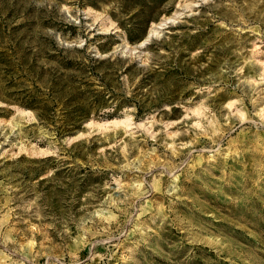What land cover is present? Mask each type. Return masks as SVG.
I'll return each instance as SVG.
<instances>
[{
  "label": "rangeland",
  "instance_id": "rangeland-1",
  "mask_svg": "<svg viewBox=\"0 0 264 264\" xmlns=\"http://www.w3.org/2000/svg\"><path fill=\"white\" fill-rule=\"evenodd\" d=\"M0 264H264V0H0Z\"/></svg>",
  "mask_w": 264,
  "mask_h": 264
},
{
  "label": "trees",
  "instance_id": "trees-1",
  "mask_svg": "<svg viewBox=\"0 0 264 264\" xmlns=\"http://www.w3.org/2000/svg\"><path fill=\"white\" fill-rule=\"evenodd\" d=\"M130 40H132V38H129ZM90 61L93 60L92 57L89 58ZM55 61V60H54ZM73 61L71 60H68V59H63V60H60V66L64 69H73ZM77 71H81L80 69L77 70ZM80 73V72H79ZM95 101L96 102H99L100 101V97H95ZM116 112H111V113H108L106 116H109V117H112L114 116ZM68 116L70 114L71 118L75 119L76 120V126L75 128H78L79 125H80V122L86 118H89L92 114V112L90 111V109L88 110V107L87 106H80L79 108H77L76 111H71V112H67Z\"/></svg>",
  "mask_w": 264,
  "mask_h": 264
}]
</instances>
